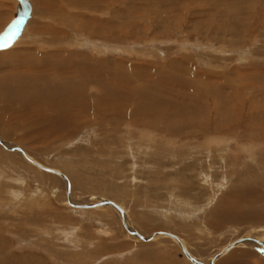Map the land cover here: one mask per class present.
Instances as JSON below:
<instances>
[{"label":"rangeland","instance_id":"rangeland-1","mask_svg":"<svg viewBox=\"0 0 264 264\" xmlns=\"http://www.w3.org/2000/svg\"><path fill=\"white\" fill-rule=\"evenodd\" d=\"M91 2L0 0L3 251L264 264V0Z\"/></svg>","mask_w":264,"mask_h":264},{"label":"bare ground","instance_id":"bare-ground-1","mask_svg":"<svg viewBox=\"0 0 264 264\" xmlns=\"http://www.w3.org/2000/svg\"><path fill=\"white\" fill-rule=\"evenodd\" d=\"M90 1V0H89ZM93 2H91V4H90V6L95 2V4H93L92 5V7L91 8H93V10H100V9H102V10H106L107 11V13L109 12V9L110 8H108V6L106 5V0H92ZM102 2H104V4L102 3ZM111 3V2H110ZM103 4V5H102ZM92 10V9H91ZM91 26V25H90ZM101 26V25H100ZM102 34V33H101ZM44 68V67H43ZM76 69V68H75ZM45 73V72H44ZM40 74H43V73H40ZM44 75V74H43ZM45 75H46V73H45ZM48 75V74H47ZM46 75V76H47ZM92 75V74H91ZM83 76V75H82ZM93 76V75H92ZM82 78V77H81ZM94 80V79H93ZM66 82V81H65ZM68 82V81H67ZM44 83H46V82H44ZM49 84V83H48ZM53 84V83H52ZM76 84V83H75ZM63 85H65V84H63ZM89 85V84H88ZM84 86V85H83ZM134 86V85H133ZM48 87V86H47ZM61 88H62V86H60ZM90 87V86H89ZM92 87V86H91ZM136 87V86H135ZM60 88V89H61ZM87 89H88V87H86ZM63 89V88H62ZM61 89V90H62ZM86 89V90H87ZM64 91V90H63ZM63 91L61 92V93H63ZM82 92V91H81ZM81 92H79V94L81 93ZM84 92V91H83ZM87 92H88V90H87ZM86 92V95L87 94H89L90 95V93H87ZM70 93V92H69ZM68 93V94H69ZM76 93L78 94V92L76 91ZM34 94V93H33ZM139 94V93H138ZM66 95V94H65ZM89 95H88V97H89ZM207 95H209V94H207ZM91 96V95H90ZM94 96V95H93ZM204 96H206V95H204ZM215 96V95H214ZM68 97V96H67ZM83 97V96H82ZM95 97V96H94ZM77 98V97H76ZM90 98V97H89ZM129 98V97H128ZM140 98V97H139ZM205 98V97H204ZM227 98V97H226ZM225 98V99H226ZM229 98V97H228ZM32 99V98H31ZM35 99V98H34ZM61 100H62V98H60ZM64 99V98H63ZM71 99V98H70ZM79 99V98H78ZM81 99V98H80ZM136 100H137V97L135 98ZM207 99V98H206ZM212 99V98H211ZM210 99V100H211ZM219 99V98H218ZM229 99H231V97L229 98ZM68 100V99H67ZM73 100V99H72ZM205 100V99H204ZM209 100V101H210ZM232 101H233V99H231ZM252 100V99H251ZM254 100V99H253ZM32 101V100H31ZM87 101V100H86ZM91 101V100H90ZM105 101V100H104ZM129 101H131L130 99H129ZM142 101V100H141ZM140 101V102H141ZM207 101H208V99H207ZM229 101V100H228ZM236 101V100H235ZM34 102V101H33ZM52 102V101H51ZM59 102V101H58ZM57 102V103H58ZM63 102V101H62ZM64 102H66V101H64ZM93 102V101H92ZM127 102H128V100H127ZM206 102V101H205ZM236 102H238V101H236ZM241 102V101H240ZM248 102H250V101H248ZM254 102V101H253ZM82 103H84V102H82ZM105 103V102H104ZM130 103V102H129ZM132 103V102H131ZM218 103H219V101H218ZM56 104V101H55V103H54V105H53V107L55 106H57V105H55ZM76 104V103H75ZM78 104H80V103H78ZM208 104H210V103H208ZM213 103H211V105H212ZM214 104H216L215 102H214ZM229 104V103H228ZM47 105V104H46ZM46 105H44V106H41V107H39V110H38V113L39 114H45L44 112H45V107H46ZM59 105V104H58ZM71 105V104H70ZM87 105H89L90 106V104L88 103ZM97 105V104H96ZM140 105H142V104H140ZM230 105V104H229ZM250 105V104H249ZM252 105V104H251ZM250 105V106H251ZM60 106V105H59ZM216 106V105H215ZM242 106V105H241ZM51 107V110H52V106H50ZM74 107V106H73ZM115 107V106H114ZM249 107V106H248ZM254 107V106H253ZM253 107L252 108H250V109H253ZM60 107H58V109H59ZM80 108V107H79ZM105 108V107H104ZM112 108V107H111ZM151 108V107H150ZM242 108V107H241ZM32 109V108H31ZM54 109V108H53ZM87 109H88V107H87ZM106 109V108H105ZM146 109V108H145ZM47 110H49V105H47V109H46V111ZM56 110H57V107H56ZM65 110V109H64ZM84 110H85V108H84ZM100 110V109H99ZM140 110V109H139ZM149 109H147L146 110V112L148 111ZM229 110V109H228ZM247 110V109H246ZM254 110V109H253ZM76 111V110H75ZM91 111V110H90ZM143 111H144V109H143ZM164 111V110H163ZM193 111V110H192ZM224 111V110H223ZM230 111L232 112V110H231V108H230ZM229 111V112H230ZM244 111V110H243ZM251 111V110H250ZM48 112V111H47ZM46 112V113H47ZM66 112V111H65ZM123 112V111H122ZM151 113H152V111H150ZM154 112V111H153ZM156 112V111H155ZM159 112V111H158ZM157 112V113H158ZM202 112H203V110H202ZM215 112V111H214ZM228 112V111H227ZM32 113V112H31ZM176 113V112H175ZM234 113V112H233ZM245 113V112H244ZM76 114H78V113H76ZM191 114H192V112H191ZM204 114V113H203ZM219 114V113H218ZM229 114V113H228ZM250 114H252V113H250ZM264 114V113H263ZM62 115V114H61ZM140 115V114H139ZM150 115V114H149ZM158 114H156V116H157ZM163 115H164V113H163ZM170 115V114H169ZM223 115H225V113H223ZM227 115V114H226ZM242 115V114H241ZM245 115V114H244ZM62 116H64V115H62ZM71 116V115H70ZM145 116V115H144ZM155 116V117H156ZM161 116V115H160ZM165 116H166V114H165ZM174 116V115H173ZM176 116V115H175ZM196 116V115H195ZM230 116H232V114L231 115H228V117H230ZM235 116V115H234ZM233 116V117H234ZM239 116V115H238ZM75 117V116H74ZM150 117V116H149ZM245 117V116H244ZM247 117H249V116H247ZM63 118V117H62ZM77 118V117H76ZM80 118V117H79ZM203 118V117H202ZM211 118H213V117H211ZM220 118V117H219ZM63 119H65V118H63ZM78 119V118H77ZM226 119V118H225ZM249 119V118H248ZM111 120V119H110ZM114 120V119H113ZM146 120H147V118H146ZM153 120V119H152ZM161 120V119H160ZM175 120H177L176 118H175ZM234 120V119H233ZM238 120V117H237V119H236V122H238L237 121ZM245 120H247L246 118H245ZM250 120V119H249ZM62 121V120H61ZM87 121V120H86ZM135 121V120H134ZM239 121H241V120H239ZM244 121V120H243ZM248 121V120H247ZM250 121H252V120H250ZM58 122V121H57ZM71 122V121H70ZM145 122V121H144ZM147 122V121H146ZM172 122V121H171ZM253 122V121H252ZM252 122H250L249 124H251ZM60 123V122H59ZM58 123V124H59ZM79 123V122H78ZM82 123V122H81ZM87 123V122H86ZM154 123V122H153ZM228 123V122H227ZM241 123V122H240ZM239 123V124H240ZM244 123V122H243ZM258 123V122H257ZM163 124V123H162ZM165 124V123H164ZM167 124V123H166ZM165 124V125H166ZM242 124V123H241ZM240 124V125H241ZM245 124H248V122H246ZM146 125H147V123H146ZM252 125V124H251ZM250 125V126H251ZM152 126V125H151ZM217 126V125H216ZM236 127L238 126L237 124L235 125ZM245 126V125H244ZM247 126V125H246ZM260 126H262V125H260ZM247 127H249V126H247ZM246 127V128H247ZM145 128V127H144ZM242 128V127H241ZM238 129V128H237ZM250 129H251V127H250ZM257 129H258V127H257ZM249 130V129H248ZM248 130H247V132H248ZM253 130H254V128H253ZM243 131V130H242ZM246 130H244V132H245ZM250 131V130H249ZM258 132V131H257ZM260 132V131H259ZM258 132V133H259ZM240 133H241V131H240ZM252 133V132H251ZM257 134V133H256ZM259 134H261V133H259ZM258 136V135H257ZM260 136V135H259ZM259 136H258V139H259ZM262 136H263V134H262ZM262 136H261V139H262ZM256 137V136H255ZM242 138H244V135H243V137ZM252 138V137H251ZM254 138V137H253ZM245 140V139H244ZM246 141V140H245ZM248 141V140H247ZM246 141V142H247ZM262 142V141H261ZM260 142V143H261ZM251 143V142H250ZM253 143H255V142H253ZM257 145H259V144H257ZM260 177V176H259ZM257 180H259V178H256ZM255 181V180H254ZM256 182V181H255ZM257 185H260L261 184V188H262V190H263V188H264V182H262V183H260V181H257ZM255 184V183H254ZM256 185V184H255ZM251 186H253V185H251ZM243 191V190H242ZM258 192V191H257ZM258 198V197H257ZM242 199V198H241ZM236 202V203H235ZM233 201V202H231V203H229V204H225V210H224V214H230V215H232V214H235V212H237V211H241V209L242 208H244L245 206H247V207H249V208H251L252 207V204H253V202H254V204H256L255 203V197L254 196H251L250 197V200H246L244 203L242 202V201H240V200H238V201ZM260 203V202H259ZM223 207V206H222ZM262 211H263V209H262ZM217 212V211H216ZM221 212V211H220ZM214 214V213H213ZM260 215V214H259ZM225 216V215H224ZM264 216V215H263ZM255 217H256V215H255ZM258 217V216H257ZM238 218H239V216H238ZM224 219H226V218H224ZM257 219V218H256ZM235 220V219H234ZM238 220V219H237ZM262 220H264V219H262ZM261 220V221H262ZM3 233V232H2ZM3 246L2 245H0V264H34V262L36 261V257H34L33 255H13V254H8V253H5L3 250V248H2ZM264 248V247H263ZM246 255H248L247 253H244V254H239V253H233V254H231L230 256H228L227 258H225V259H223L219 264H229V262H231V261H240L242 258H243V256L244 257H246ZM234 261V262H235ZM241 262V261H240Z\"/></svg>","mask_w":264,"mask_h":264},{"label":"snow or ice","instance_id":"snow-or-ice-1","mask_svg":"<svg viewBox=\"0 0 264 264\" xmlns=\"http://www.w3.org/2000/svg\"><path fill=\"white\" fill-rule=\"evenodd\" d=\"M19 22H16V31H12L11 28L8 30V32L5 33H0V50H4L7 47L11 46V43L14 42L16 39L17 35L19 34V27H18ZM9 32H11V38H9Z\"/></svg>","mask_w":264,"mask_h":264}]
</instances>
